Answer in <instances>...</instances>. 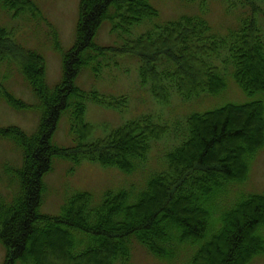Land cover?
I'll list each match as a JSON object with an SVG mask.
<instances>
[{"label":"trees","instance_id":"1","mask_svg":"<svg viewBox=\"0 0 264 264\" xmlns=\"http://www.w3.org/2000/svg\"><path fill=\"white\" fill-rule=\"evenodd\" d=\"M198 1L203 13L206 0ZM238 1L248 13L227 40L217 37L201 16L183 15L112 47L96 43L104 23L110 33L127 34L144 19L157 17V10L150 0H80L75 41L63 54L61 77L52 88L46 83L44 58L17 46L13 32L0 27V62L15 49L12 54L19 60L20 73L41 110L31 134L16 126L0 129V138L9 140L21 159L11 177L17 180L18 190L10 200L3 194L9 195L10 184L3 191L0 175L3 264H126L131 240L159 259H173L180 246L198 245L187 264H250L263 255L264 194L242 196L221 215L219 227L210 230L213 203L228 185L245 180L250 160L264 146V103L259 99L190 114L187 136L165 155L166 168L151 176L134 203H128L126 191L107 192L100 206L90 211V195L81 192L63 204L59 216L40 212L44 177L52 171L54 158L73 168L87 160L131 173L135 161L147 160L150 143L166 132L146 115L84 143L92 127L84 121L83 100L115 110L125 108L124 96L87 92L76 85L84 70L99 75L106 55L136 57L141 84L149 86L160 104L168 103L170 89L182 101L221 93L226 88L216 66L221 49L240 89L249 97L264 92V41L257 25L258 14L264 15L257 2L264 0ZM0 2L15 18L38 20L41 15L33 0ZM0 96L14 110H29L1 83ZM67 111L74 145L59 148L52 138ZM4 172L8 175L10 170Z\"/></svg>","mask_w":264,"mask_h":264},{"label":"rangeland","instance_id":"2","mask_svg":"<svg viewBox=\"0 0 264 264\" xmlns=\"http://www.w3.org/2000/svg\"><path fill=\"white\" fill-rule=\"evenodd\" d=\"M33 1L40 9L41 15L38 20H26L24 16L15 18L0 2V27L13 32V40L17 46L35 51L44 58L46 83L52 88L61 77L63 54L71 49L75 41L80 0ZM257 3L264 9V2ZM150 4L157 10V17L144 19L134 25L127 34L119 31L110 33L109 24L104 23L97 34L96 43L100 46L120 47L125 41L134 40L141 34L183 15L201 16L217 37L227 40L228 34L239 29L241 19L248 13L238 0H206V10L203 13L200 11L198 0H150ZM257 25L264 41L263 14H258ZM56 41L58 49L55 48ZM13 52L16 53L15 49ZM12 53L0 62V83L8 92L25 102L29 110H14L0 96V129L16 126L31 134L37 128L40 119L39 101L20 73L17 65L19 60ZM225 58L226 53L221 49L220 58L217 60L219 65H216L226 84L221 93L202 94L198 98L182 101L176 92L170 89L167 104L158 103L150 93L149 86L141 84L140 63L134 56L114 58L106 55L102 59V69L96 77L90 70H84L76 80V85L83 91H97L115 98L126 97L125 108L122 110L103 107L89 99L83 100L86 109L84 121L92 127V134L84 141L85 144L104 137L111 129L146 115L164 126L166 132L158 141L150 143L147 160L135 161V168L131 173L122 172L115 167H103L87 160L81 161L73 168L71 163L54 158L52 171L44 177L45 190L42 194L40 212L59 216L63 204L81 192L90 195L91 201L88 206L90 211L100 206L107 192L115 194L126 191L128 203H134L151 176L166 168L165 155L174 150L187 136L186 122L190 114L204 113L226 104H244L254 99L262 100L264 103V92L249 97L240 89L233 78V66L230 61L224 62ZM70 119L67 111L60 118L53 135L52 142L59 148L74 145V137L70 133ZM20 165L21 159L13 144L7 139L0 138L2 190H6L10 184L6 191L9 195L3 192L7 200H10L11 195L18 190L17 180L11 177H14V172ZM4 169L10 170V173L7 175ZM250 194H264V146L250 160L245 180L228 185L226 192L213 203L210 230L215 231L219 227L221 215L239 198ZM260 234L264 238V226ZM197 248L198 245L180 246L173 259H159L138 241L131 240L130 260L126 264H187ZM4 253V248L0 244V264H3ZM115 264L122 263L116 261ZM250 264H264V253L255 257Z\"/></svg>","mask_w":264,"mask_h":264}]
</instances>
